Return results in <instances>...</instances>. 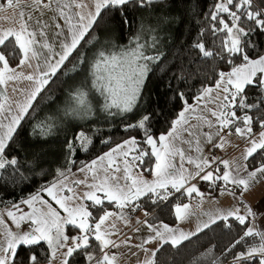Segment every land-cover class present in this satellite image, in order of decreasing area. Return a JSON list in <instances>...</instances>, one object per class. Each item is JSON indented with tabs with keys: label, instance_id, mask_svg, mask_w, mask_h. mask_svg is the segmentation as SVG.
Instances as JSON below:
<instances>
[{
	"label": "snow or ice",
	"instance_id": "6c2138e0",
	"mask_svg": "<svg viewBox=\"0 0 264 264\" xmlns=\"http://www.w3.org/2000/svg\"><path fill=\"white\" fill-rule=\"evenodd\" d=\"M161 2L3 0L0 3V13H13L0 15V21L11 25H0V180L7 169L25 178L20 173L19 159L9 157L6 150L15 143L22 122L36 111L33 105L37 97L59 79L61 69H65L62 75L68 76L79 74L82 66L84 79L69 86L63 108L33 125V133L39 138H47L65 121L98 120L101 116L108 121H126L131 114L141 112L147 104L146 83L153 66L161 61L159 52L149 54V49H155L158 43V38L151 34L156 29L149 30L151 44L142 39L145 28L141 23L127 45L108 48L101 45L90 58L82 47L98 40L89 33L95 31L94 26L99 27L102 13L104 16L114 13L128 26L127 10L150 8ZM48 13L52 14L48 20L43 19ZM208 18L215 22L209 25L212 36L218 38V33H224V37L219 38V44L216 39L212 41L215 50L206 48L202 41L192 47L199 51L201 63L220 60L230 66L229 70L218 71L214 84L202 86L193 95L192 103L183 92H177L182 108L171 120L168 131L154 136L150 128L153 113L143 111L134 123L124 125L125 132L142 131V140L129 137L90 162H79L77 171L84 178L71 179L75 174L70 165L77 164L71 158L76 146L88 152L93 145V136L82 128L78 130L67 143L69 164L57 170V179L0 211L3 229L0 264L57 261L77 264L78 258L84 264H119L121 254L110 249L121 247L143 251L145 258L138 259L137 264H157V253L165 245L178 249L218 221L232 229L230 220L242 228V234L220 256L214 255L215 246L201 256H212L211 264H264V229L256 223L258 218H264V206L258 201L253 208L243 199L264 181V52L258 51L259 44L253 39L257 34L264 36V0H216ZM66 63L71 67H66ZM25 81L30 87H18ZM10 85L11 91L19 94L16 99L8 94ZM249 92L255 96L252 102ZM254 123L262 129L258 134L253 133ZM95 131L98 134L101 129ZM232 135L248 145L241 157L223 159L213 155L212 150H223L229 143L227 137ZM110 141L109 136L101 143ZM145 172L152 179L145 178ZM200 183L208 185L207 195L213 192L217 196L230 195L238 203L198 215L191 201L197 200L196 208L204 202L206 193L201 191ZM81 186L84 191H78ZM183 198L189 202L180 203ZM142 200L144 204L150 203L153 211L173 200L177 221L183 223L197 216L195 230L186 231L163 221L150 222L147 217L152 212L139 203ZM20 204L30 211H24ZM113 204L118 211L108 210L106 205ZM137 210L146 217L144 220L136 217V224L141 227L133 228L135 234L143 229L140 243L132 245V236L119 242L112 239L121 233L117 222L132 227ZM5 214L15 230L4 220ZM69 229L74 230L73 234H69ZM42 243L47 251L41 249ZM153 243L157 245L155 249L146 247ZM22 250L27 251L26 258L20 257Z\"/></svg>",
	"mask_w": 264,
	"mask_h": 264
},
{
	"label": "trees",
	"instance_id": "16d2710c",
	"mask_svg": "<svg viewBox=\"0 0 264 264\" xmlns=\"http://www.w3.org/2000/svg\"><path fill=\"white\" fill-rule=\"evenodd\" d=\"M215 3L216 0H162L150 8L127 10L130 21L128 26L124 25L118 15L111 13L104 16L102 13L103 19L98 20L99 27L94 26L95 31L89 33V36H97L98 40L88 45H83L82 42V51L90 58L101 45L104 48L110 45H127L139 31L141 23L145 28L141 33L142 39L151 44L149 30L156 29L151 34L158 38V43L155 49H149V54L159 52L161 61L153 66L150 73L144 93L147 104L141 109V112L153 113L150 128L154 136L168 131L171 120L181 110L182 100L177 96V92H183L188 102L192 103L193 95L202 86L214 84L218 71L229 70L230 66L220 60L209 59L201 63L199 51L192 47L194 43L202 41L206 48L215 50L212 41L216 39V43L219 44V38L224 37V33H218V38H214L209 29V25L215 23L208 18ZM222 15L227 19L226 14ZM253 39L259 44L258 51L264 52V36L257 34ZM66 67L70 68L71 65L66 63ZM64 71L65 69H61V73L57 74L59 79L54 78L55 83L49 84L37 97L33 105L36 111L22 122L18 134L14 137L15 143L6 150L9 157L15 156L19 159L20 173L25 178L21 179L20 174L14 173L12 169L5 170L4 178L0 180V211L10 208L11 204L18 203L57 179V170L64 169L65 165L69 164L67 143L74 139L75 133L81 128L93 136V145L88 152L81 151L79 146H76L77 151L71 158L76 160L77 164L70 165L72 173L80 166L79 162H90L107 152L109 147H114L129 137L134 136L142 140V131H124V125L134 123L141 112L131 114L126 121H108L102 116L98 120L94 118L90 121H65L47 138L36 136L33 133V125L63 108L65 93L69 86L84 79L82 66L79 74L69 73L65 76L62 75ZM178 76L182 78L178 79ZM253 92H249V102L255 99ZM96 129L101 131L97 134ZM260 129L258 124H253V133ZM109 136L111 137L109 144L101 143L102 139ZM144 175L149 176V173L145 172ZM179 202L182 203L184 200L181 199ZM139 203L153 213L152 221L176 223L172 208L173 200H170L167 206L155 207L154 211L150 203L144 204L143 200ZM23 206L25 205L20 204V207ZM106 206L110 211L116 209L114 204ZM229 222L233 224L232 229L225 228L223 222L218 221L191 240L185 241L178 249L165 245L157 253V264H193L198 257L200 259L197 260V264H211L212 256L205 258L201 254L207 253L215 246L214 255L220 256L224 248L242 234V228L235 221ZM73 232L74 230L69 229L70 235ZM40 247L47 251V246L43 243ZM93 247L95 248V242ZM26 256V250L20 251L21 258ZM223 259L224 257H221V260ZM77 264H84L83 259L78 258Z\"/></svg>",
	"mask_w": 264,
	"mask_h": 264
},
{
	"label": "crops",
	"instance_id": "0c3cea01",
	"mask_svg": "<svg viewBox=\"0 0 264 264\" xmlns=\"http://www.w3.org/2000/svg\"><path fill=\"white\" fill-rule=\"evenodd\" d=\"M2 2H3V0H0V3H2ZM12 14L13 13L11 11H5V12L0 13V15H3V16H11ZM51 15H52L51 13H48L47 15H45L43 17V19L48 20V18ZM0 25H2L3 27L11 26L9 24V22H7V21H0ZM50 39H51V35H50ZM57 50H58V46H57ZM18 87L27 88V87H30V85L28 82L25 81V82L19 84ZM8 94L10 96H12L13 99H16L19 95L18 93H13L11 91V85L9 86ZM261 130L262 129H260L258 132H255L254 134H258ZM227 140L229 141V143H227L225 145V148L223 150L217 149V150H219V151H217L219 153V155H217V153H215V152L212 154L219 156L223 159H236V158L241 157L245 148L248 146L246 144V142L242 138H240L239 136H236V135L228 136ZM206 151H207V149H206ZM221 171H223L222 168H221ZM148 177H147V179H152L151 175H149ZM200 189H201V191H203L205 193H208V191H209L208 186L205 185V183H202L200 185ZM243 199L245 201H247L250 205H252L253 208L258 206L257 205L258 201H260V203H262L264 201V181H261L252 191L246 193L244 195ZM183 200H184V202H182V203L188 202L187 198H183ZM193 200H196V199H193ZM196 203H197V200H196V202H194V201L191 202V205H192L193 209L199 215V213H203V212H214L217 208H228L234 204H237L238 202L236 200H234L232 198V196H230V195H223V196L215 195L214 197H207V194H206V198H205L204 202L200 205L199 208H196ZM240 207H241V210L243 212V210H244L243 205H240ZM111 211H118V209H114ZM152 215H153V213H152ZM152 215H151V217H152ZM136 217H139L140 220L146 219L143 212L141 210H137L135 212V214L133 215V218H132V227H126L123 224V222L118 221L117 226L120 228L121 233H120L119 237L113 236L112 239L117 240V242H119L122 239H127L128 236H132V240H131L132 245H136V244L140 243V236L143 235V229H142V232L140 234H135L133 232V228L141 227L140 225L136 224ZM151 217H147V219H149L150 222L152 221ZM199 219H207V217L199 216ZM164 223H166V222H164ZM196 223H197V216H193L189 220H187L183 223L177 221V219H176L175 224H169V225L170 226H177V227H180L186 231H190V230H195ZM13 230H15V226H14ZM146 247L151 248V249H155L157 247V245L155 243H153V244L146 245ZM110 252H117V253L121 254L119 256V264H137L138 259L143 260L145 258V254L143 253V251H140L139 249H137L135 247H133L131 249V251H129L127 248L121 247L119 249H110ZM132 252H137L138 256H133ZM55 264H58V261L55 262Z\"/></svg>",
	"mask_w": 264,
	"mask_h": 264
},
{
	"label": "rangeland",
	"instance_id": "374dc122",
	"mask_svg": "<svg viewBox=\"0 0 264 264\" xmlns=\"http://www.w3.org/2000/svg\"><path fill=\"white\" fill-rule=\"evenodd\" d=\"M217 151H219V150H217V149H213L212 150V153H217V155H219V153L217 152ZM186 167H191V166H188V165H186ZM74 176H72L71 177V179H83L84 178V175L82 174V173H79L77 170L74 172ZM145 176V178H147L148 176H146V175H144ZM149 178V177H148ZM202 183H200L199 184V187H200V185H201ZM205 185H207L206 183H205ZM208 186V185H207ZM85 189L83 188V186H81L79 189H78V191H84ZM207 194V193H206ZM42 195H44V198L45 199H49V201L51 202V203H53V206L54 207H57L58 208V206L57 205H55V203L54 202H52L51 200H50V198L49 197H47V195H46V193H42ZM215 195H217L215 192H213L210 196L209 195H207V197H214ZM194 202H196V200H193ZM193 201H191V202H193ZM189 202V201H188ZM187 202V203H188ZM90 203V202H89ZM262 206H264V201L262 202V203H260ZM24 211H30V209L25 205V206H23V207H21ZM3 211V210H2ZM62 215H63V213H62ZM4 220L8 223V225L9 226H11L13 229H14V226L12 225V223H11V220H10V218H8L7 217V215L5 214L4 215ZM258 225H259V227L261 228V229H264V218H258L257 219V222H256ZM3 231V229H2V227H0V232H2Z\"/></svg>",
	"mask_w": 264,
	"mask_h": 264
}]
</instances>
